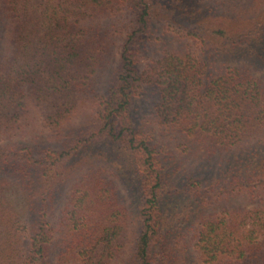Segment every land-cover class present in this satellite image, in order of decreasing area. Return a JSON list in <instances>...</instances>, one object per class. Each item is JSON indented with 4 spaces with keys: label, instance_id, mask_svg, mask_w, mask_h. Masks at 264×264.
<instances>
[{
    "label": "trees",
    "instance_id": "1",
    "mask_svg": "<svg viewBox=\"0 0 264 264\" xmlns=\"http://www.w3.org/2000/svg\"><path fill=\"white\" fill-rule=\"evenodd\" d=\"M204 1L0 0V137L47 136L0 144V264H264V0ZM219 8L239 30L217 45ZM166 27L189 41L156 51ZM143 86L191 172L136 125Z\"/></svg>",
    "mask_w": 264,
    "mask_h": 264
},
{
    "label": "rangeland",
    "instance_id": "2",
    "mask_svg": "<svg viewBox=\"0 0 264 264\" xmlns=\"http://www.w3.org/2000/svg\"><path fill=\"white\" fill-rule=\"evenodd\" d=\"M192 3L199 5L200 7H203V9H206L207 3L204 0H190ZM226 13L223 8H219L217 11V14L214 13L211 16L206 17L202 21L203 28L202 31V40H207L212 43H217V45H220V43L213 37L212 34H210V30L212 29H219L224 28L228 30L230 33H235L238 31V27H236L235 23L231 20H228L225 18ZM162 17H165L162 15ZM103 26L102 28L108 30L109 39L111 40V48H112V56L108 59V65L104 69L105 72L102 75V81L101 84L103 88L100 87L101 90H105L106 87L109 84V77L113 75L114 73V67L118 61L119 58V49L121 47V43L123 42V38L125 36L124 27L122 25H118L115 22H111L108 19L102 20ZM175 31H172L168 29L167 27L161 31H157L155 34V39L157 42V47L155 49L161 47V46H169V48H175L179 47L180 45L188 42L189 40L181 38L179 35H173L172 33ZM177 33V32H175ZM186 40V42H185ZM192 40V39H191ZM209 41V42H210ZM158 51V49L156 50ZM219 62H222L225 65L230 66H243L247 65V62L245 59L241 57L236 56H229V57H218L217 58ZM251 71L260 77L264 81V72L261 71L258 67L250 65ZM139 95H136L134 101H133V107L131 110V114L136 120V125L144 132L147 136H151L156 139L157 143L160 147H162L166 153H168L169 156L175 155V158L173 162H176L181 167V172L183 174H187L194 170L196 166V160L195 158H187L182 155L181 150L179 147L169 139V137L157 127V125L154 123V117H153V106L155 102L157 101V93H153L150 88H147L146 86H143V88L138 89ZM86 117L85 114L80 115L76 121L68 125L66 127L65 131H70L71 129H74L76 126L81 124L84 121V118ZM39 130L36 128L35 131L32 134H28L26 136H19L15 138H4L0 137V144H7V143H23V144H36L37 141H46V135L38 132ZM67 133V132H66ZM43 138V139H42ZM53 143L52 145H57L59 143V140L57 137L50 136L48 140V144ZM104 147V146H100ZM123 194L126 197V201L128 205L131 207V214L134 218V221L139 220L138 213L132 208V203L134 202L133 198L123 189ZM242 202L241 200H234L231 203H237ZM62 204L60 203V206ZM130 242H133L131 240ZM132 243H130L131 246ZM124 258L129 257V249L125 252V254L122 256Z\"/></svg>",
    "mask_w": 264,
    "mask_h": 264
}]
</instances>
